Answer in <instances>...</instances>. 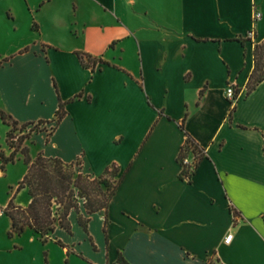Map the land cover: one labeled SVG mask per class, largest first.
Wrapping results in <instances>:
<instances>
[{
    "label": "crops",
    "instance_id": "0c3cea01",
    "mask_svg": "<svg viewBox=\"0 0 264 264\" xmlns=\"http://www.w3.org/2000/svg\"><path fill=\"white\" fill-rule=\"evenodd\" d=\"M263 41L264 0H0V109L37 123L67 102L25 141L31 158L126 171L88 229L72 210V231L46 242L31 228L0 238V264H264V80L247 88ZM186 132L207 150L191 183Z\"/></svg>",
    "mask_w": 264,
    "mask_h": 264
},
{
    "label": "trees",
    "instance_id": "16d2710c",
    "mask_svg": "<svg viewBox=\"0 0 264 264\" xmlns=\"http://www.w3.org/2000/svg\"><path fill=\"white\" fill-rule=\"evenodd\" d=\"M239 40H244L238 38ZM84 67H92L103 62L102 59L93 57L84 52L77 53ZM3 61H0V65ZM264 80V41L255 46V68L248 82V93H251ZM202 90L201 95H203ZM81 95H77L79 97ZM67 102L60 101L56 117L51 121H39L37 123H20L12 115L0 109V117L4 124L10 126L7 134V143L13 148V152L6 157L0 152L2 160V170L8 162H14L17 152L23 145L25 138L12 135L14 130L18 131V126L30 127L29 135H32L45 128L47 124H53L52 131L60 124L66 116ZM235 106L230 115L233 114ZM188 114H186L187 117ZM185 117V119H186ZM184 119V121H185ZM184 121L181 127L184 129ZM24 136V135H22ZM15 138L18 143L15 142ZM25 155V162L28 166L27 173L17 186V191L27 188L31 196V202L27 207L14 204L11 200L3 213L12 220L9 236L21 235L27 228L38 233L43 242H46L55 229L60 226L68 231H72L70 213L76 210L78 221L88 229L91 215L101 210H107L115 195L126 171L116 163L108 166L99 176H93L82 171L83 161L67 163L58 157H46L39 153L32 159L27 147L22 148ZM207 156V150L201 146L197 140L186 132V140L178 154V162L181 165L180 178L191 183L196 169L200 162ZM191 158V162L186 159ZM83 208L85 212H83ZM234 216H239L238 211L231 207ZM60 244L63 245L61 241ZM122 264H130L122 255L119 257Z\"/></svg>",
    "mask_w": 264,
    "mask_h": 264
},
{
    "label": "rangeland",
    "instance_id": "374dc122",
    "mask_svg": "<svg viewBox=\"0 0 264 264\" xmlns=\"http://www.w3.org/2000/svg\"><path fill=\"white\" fill-rule=\"evenodd\" d=\"M32 127L33 126L25 128L19 125L18 126L19 130L18 131L14 130L12 135H15L16 138L18 136H20L21 138L23 137L25 138L23 145L20 148V151L17 152L16 154L15 161L8 162L7 164H5V168L4 170H2V160L0 159V214L3 213V210L7 207L8 203L11 200H13L14 204L24 207L22 203H25L28 199L27 195L25 193H22V189L20 191H17V186L19 185L20 181L23 179V178L22 179L19 178L22 172H24L26 168L25 155L22 153L21 150L22 148L27 147L24 146V143L28 139V138L26 139V137L30 136L29 131L31 130ZM45 127L51 128L52 126L48 125ZM6 133H7V126L6 124L3 123L0 117V152H3L6 157H9L14 149L10 147L12 151L10 152L8 150ZM16 138L14 143H18ZM7 219H9V217L6 214L5 217H1L0 215V238H1L2 246L6 245L7 243H11L10 239L13 237V236L12 237L9 236L10 229L6 234L4 233L6 228L4 224H5V220L7 221ZM34 251L33 253L36 252ZM6 253H10V252L7 251ZM16 257L24 258L22 257V255H16ZM42 257L43 260H46L47 256L45 252H42ZM5 258H9V256H5L0 253V259H5Z\"/></svg>",
    "mask_w": 264,
    "mask_h": 264
},
{
    "label": "built area",
    "instance_id": "2783aa9c",
    "mask_svg": "<svg viewBox=\"0 0 264 264\" xmlns=\"http://www.w3.org/2000/svg\"><path fill=\"white\" fill-rule=\"evenodd\" d=\"M261 16L259 12H256L254 17L255 19H258ZM227 96L230 99L232 103H235L237 101V95H236V89L234 88L233 85H229L227 88ZM187 162H191L192 159L188 158L186 159ZM233 239V233L228 234V236L225 238L226 243H230L231 240Z\"/></svg>",
    "mask_w": 264,
    "mask_h": 264
}]
</instances>
